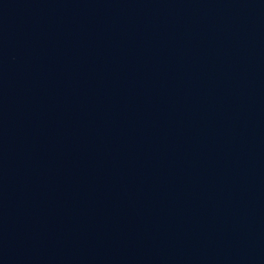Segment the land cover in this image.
<instances>
[{
    "label": "water",
    "instance_id": "1",
    "mask_svg": "<svg viewBox=\"0 0 264 264\" xmlns=\"http://www.w3.org/2000/svg\"><path fill=\"white\" fill-rule=\"evenodd\" d=\"M0 264H264V0H0Z\"/></svg>",
    "mask_w": 264,
    "mask_h": 264
}]
</instances>
